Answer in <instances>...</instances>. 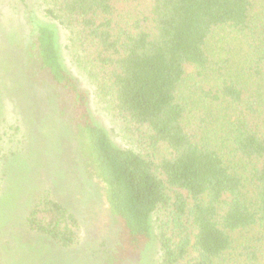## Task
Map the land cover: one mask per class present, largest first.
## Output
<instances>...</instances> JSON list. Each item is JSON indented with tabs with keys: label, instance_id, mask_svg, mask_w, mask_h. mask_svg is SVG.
Wrapping results in <instances>:
<instances>
[{
	"label": "trees",
	"instance_id": "trees-1",
	"mask_svg": "<svg viewBox=\"0 0 264 264\" xmlns=\"http://www.w3.org/2000/svg\"><path fill=\"white\" fill-rule=\"evenodd\" d=\"M43 1L131 142L117 146L94 122L55 31L35 25L29 60L55 109L72 111L121 223L120 249L142 250L154 219L156 264H264V0ZM224 29L246 47L230 72L223 50L209 48ZM25 227L62 248L78 241L76 218L49 195L33 202Z\"/></svg>",
	"mask_w": 264,
	"mask_h": 264
},
{
	"label": "rangeland",
	"instance_id": "rangeland-1",
	"mask_svg": "<svg viewBox=\"0 0 264 264\" xmlns=\"http://www.w3.org/2000/svg\"><path fill=\"white\" fill-rule=\"evenodd\" d=\"M44 10L43 0H0V264H156L159 243L154 219L152 238L142 250L120 249L121 223L84 156L72 111L55 109L52 91L29 60L35 25L52 28L64 65L88 95L94 122L117 146H131L124 124L98 101L71 60L67 31ZM214 35L209 48L214 53L223 50L222 67L228 64L230 72L241 64L246 47L229 30ZM218 59L222 61L223 55ZM192 71L185 67L187 75ZM42 195H49L76 218L79 235L73 247L62 248L26 229L25 216Z\"/></svg>",
	"mask_w": 264,
	"mask_h": 264
}]
</instances>
